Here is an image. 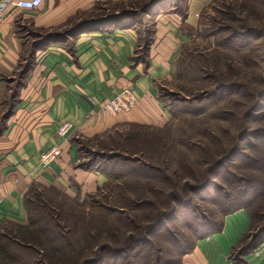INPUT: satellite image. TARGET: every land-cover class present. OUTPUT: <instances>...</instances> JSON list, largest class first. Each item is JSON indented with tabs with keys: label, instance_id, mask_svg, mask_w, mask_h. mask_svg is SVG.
Masks as SVG:
<instances>
[{
	"label": "crops",
	"instance_id": "obj_1",
	"mask_svg": "<svg viewBox=\"0 0 264 264\" xmlns=\"http://www.w3.org/2000/svg\"><path fill=\"white\" fill-rule=\"evenodd\" d=\"M16 1L0 0V228L29 222L25 199L32 187L84 198L107 183V171L94 167L101 162L84 164L82 140L129 126L168 124L172 113L160 87L172 78L198 7L208 0H191L185 18L174 11L156 16L145 55L138 28L129 24L106 23L36 45L75 21L100 20V12L110 13V7L119 12L133 0H44L36 10L20 8ZM28 55L33 60L22 78ZM126 87L139 95L137 106L111 115L105 104ZM65 122L73 128L62 138L59 128ZM57 145L60 158L43 165L40 155ZM250 224L246 209L224 216L222 229L198 239L180 263L264 264V243L242 256L232 254Z\"/></svg>",
	"mask_w": 264,
	"mask_h": 264
},
{
	"label": "rangeland",
	"instance_id": "obj_2",
	"mask_svg": "<svg viewBox=\"0 0 264 264\" xmlns=\"http://www.w3.org/2000/svg\"><path fill=\"white\" fill-rule=\"evenodd\" d=\"M145 1L147 0H133L128 7L140 8ZM177 1L179 8L173 7L174 12L181 16L187 13L188 16L191 0ZM208 1L203 7H198L199 12L195 15L197 23L190 29L187 34L189 39L176 58L172 78L160 87V96L172 113L168 124L162 128L129 126L122 131L112 130L102 136L82 140L84 164L101 162L94 167L100 165L97 168L107 171L108 174L107 183L93 194L84 198L70 197L55 188L35 186L34 194L40 196L39 202L48 204V211L43 212L51 217L50 222L60 232L67 233L77 240L82 238L86 228L89 232H95L97 228L99 231L108 229L101 233L109 242L127 241L129 237L122 236L124 233L146 228L157 215L153 212L156 208L153 201L161 204V207L165 206L167 203L162 201L167 195L171 198L174 187H182L187 180L193 182L192 171L197 174L199 169L208 167L239 136L242 116L253 103V97L250 98L252 95L248 96L246 90L243 93L244 87L250 88L251 94L255 89L264 88V38H253L247 41V45L240 47L236 39L231 41L228 37L234 29H241L243 25L264 27V0ZM109 9L116 11L115 8ZM152 22L153 17L142 16V21L136 26L142 38H145L147 31L152 28ZM143 43L144 40L142 46ZM143 54L145 55L144 51ZM220 80L235 82L239 89L233 94L226 90L209 93ZM202 91L204 92L201 93ZM200 95L206 97L197 102L196 98ZM183 98H190L195 102H191V105L189 99L181 102ZM259 100L260 112L255 116L256 120L261 118L260 113L264 111V96ZM187 106H190V109L182 111L188 109ZM195 110L201 111L196 113ZM261 125H264V122ZM251 140L247 139L242 143L240 152L224 165L216 179L227 191H233L234 199L244 203L251 200V192L259 191L261 194L264 191V135L257 140L253 139L257 151L249 149ZM114 155L130 157L134 161L142 160L153 167L167 170V179L164 183V180L137 181L135 178L121 176L139 173L130 174L128 171L134 170L138 163L133 161L126 164L116 157L109 161L108 157ZM248 158H251L252 162ZM109 167H112V170L109 171ZM229 169L244 181L239 182L238 189H234L224 179V176H228ZM212 190L213 194H218L215 188ZM257 199H264V193ZM208 207L212 211H221L220 206L214 209ZM120 208L124 210L121 211L124 212L123 215L119 213ZM219 218L221 221L224 215ZM170 226L174 233H179L180 241L190 237V231L184 223L172 221ZM16 231L19 230L11 227L3 229L5 234ZM119 231L121 232L118 233ZM162 239L163 236L157 235L153 242L154 246L158 247L157 250L162 251L168 258L164 259L163 263L169 261L170 264H181L176 257L180 254L178 249L170 241L162 242ZM6 243L8 244L4 241V244ZM27 245V242L11 245L14 252L20 255V261L31 264L33 259L41 258L48 262L49 248L47 251V248L43 247L44 253L42 247L39 248L43 254L39 255ZM157 250L154 253L157 254ZM171 256L173 259H170ZM129 262L137 264L138 260L133 258ZM0 264L22 263L18 260L14 262L6 253L0 252Z\"/></svg>",
	"mask_w": 264,
	"mask_h": 264
},
{
	"label": "trees",
	"instance_id": "obj_3",
	"mask_svg": "<svg viewBox=\"0 0 264 264\" xmlns=\"http://www.w3.org/2000/svg\"><path fill=\"white\" fill-rule=\"evenodd\" d=\"M173 7L176 9L179 8L177 0H147L140 8L138 6L134 8L133 6L130 8L123 7L119 12L111 11L110 13L101 14L98 16L100 20L96 19L90 21L84 19L82 21H75L68 29L48 34L39 43L36 42V45L40 46L45 42L51 41H64L67 36H75L91 27L102 24L105 25L106 23L137 26L140 20L142 21L143 15H149L153 17L152 28L147 31L145 38L140 36V42L142 43V40H144V45L142 46L143 51L147 52L153 41L155 17L163 10L169 9L172 11ZM182 15L185 18L187 13ZM253 38H264V27L255 28L249 24L243 25L241 29H234L229 35L228 40L232 41L236 39V43L239 44L240 47H243L247 45V41ZM27 59V67L21 72L22 78L25 77L30 70L33 56L28 55ZM237 85L238 84L235 82H223L220 80L209 93L213 94L226 90L228 93L233 94L239 89ZM245 90L247 95L249 93L248 96L252 95L250 98L253 97V103L242 116V129L239 136L236 137L231 146L225 150L223 154L218 156L208 167L198 170L202 175L192 171L191 178L194 179L193 182L192 180H187L182 187H174L171 198L167 195V198L162 201L163 203H167L165 206L161 207V204H156V202L153 201L156 205L153 212L157 215H155L153 221H151L146 228H142L139 231L131 230L129 233H124L122 236L129 237L127 241L123 243L109 242L106 240L104 234L101 233L108 229L99 231L97 228L95 232H89L86 228V232H84L82 238H77V240L71 238L72 236L67 233L60 232L59 229L50 222L51 217H49L46 212H43L48 211V204L39 202L40 196L34 194L35 187H32L26 194L25 199L29 222L26 225L8 223L0 228L1 254L4 252L14 262L18 260L19 263L24 264V261H20V255L14 252L11 245L13 243L22 244L27 242L29 249L37 251L39 255H43L40 253L41 250L39 251V248L42 247L43 253L45 252L43 247H46L47 251L49 248L50 256L48 262L41 258H35L31 264H132L129 261L133 258L138 260L137 264H165L163 261L164 259H168L167 256H165L162 251L157 250L158 247L154 246L153 242V238L160 235L163 236L162 242H164V240L170 241L178 249L180 254L176 257H178L177 259H179L180 263L181 258L194 249L198 239L208 237L222 229L223 219L221 221L219 220L220 215L226 216L239 209H246L248 211L251 217V224L250 230L242 235L238 243L233 247L232 254L242 256L256 250L264 243V199L259 200L262 196L257 199L260 195H263L264 191H262L261 194H259V191L251 192V200L244 203L241 200L234 199L233 191H227L223 186H220L221 184L216 182L219 171L228 161L240 152L242 143L245 140L252 139L248 147L251 150L254 149L257 151L256 144H254L253 141L264 135V125H261L264 122V111L260 113L261 118L255 119V116L260 112L259 99L264 96V88H262V90L255 89L256 91L252 94L249 91L250 88L244 87L243 93ZM203 92L204 91L201 93ZM201 95L199 97L197 96V102L206 97V94L203 96ZM187 99L190 100V98H183L180 101H189ZM191 102L193 103L195 101L191 99L189 101L190 105L192 104ZM187 108L188 109L185 108L182 111L189 110L190 106H187ZM200 111L201 110H195L196 113ZM114 157L119 158L126 164L133 163L134 161L131 160L130 157L124 158L120 155L108 157L110 158L109 161ZM248 159L252 162L251 158ZM134 162L138 164L135 165L134 170L131 169L128 171H130V174L131 172L139 173L133 176L128 174H122L121 176L135 178L137 181L140 179L144 181L164 180L165 183V179H167V170L153 167L142 160ZM83 167H85L84 164ZM110 169L112 170V167H109V171ZM194 169L193 167V170ZM227 172L228 176H224V179L228 181L234 189H238L239 182L241 183L244 181L234 171H230L229 169ZM213 188L216 189L218 194L212 193ZM208 206L213 207L212 209L216 206H220L221 211H212ZM121 211H124L122 208H120L119 213L123 215L124 212ZM172 221L184 223L190 231V237H185V240L180 241L178 238L179 233H174V231L170 229V223ZM5 227L17 228L19 231L5 234V232H3ZM120 232L121 231L118 233ZM4 241L8 242V244H4ZM155 250L158 251L157 254L154 253ZM170 259H173V257L171 256ZM166 264H170V262L166 261Z\"/></svg>",
	"mask_w": 264,
	"mask_h": 264
},
{
	"label": "built area",
	"instance_id": "obj_4",
	"mask_svg": "<svg viewBox=\"0 0 264 264\" xmlns=\"http://www.w3.org/2000/svg\"><path fill=\"white\" fill-rule=\"evenodd\" d=\"M44 0H17L14 2L18 7L28 10H36L40 8ZM139 102V95L133 87H126L115 95L104 106L105 110L112 114L117 115L121 112L131 111ZM73 125L71 122H65L59 128V135L64 138L67 137ZM62 155L60 145L54 146L51 150L44 152L40 155V160L43 165H48L54 160H57Z\"/></svg>",
	"mask_w": 264,
	"mask_h": 264
},
{
	"label": "water",
	"instance_id": "obj_5",
	"mask_svg": "<svg viewBox=\"0 0 264 264\" xmlns=\"http://www.w3.org/2000/svg\"><path fill=\"white\" fill-rule=\"evenodd\" d=\"M264 43V42H263Z\"/></svg>",
	"mask_w": 264,
	"mask_h": 264
}]
</instances>
